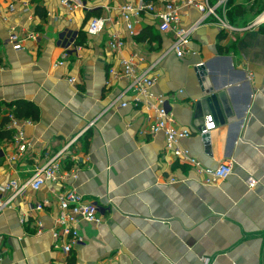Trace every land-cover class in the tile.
I'll return each instance as SVG.
<instances>
[{"label": "crops", "instance_id": "obj_1", "mask_svg": "<svg viewBox=\"0 0 264 264\" xmlns=\"http://www.w3.org/2000/svg\"><path fill=\"white\" fill-rule=\"evenodd\" d=\"M83 2L84 8L67 13L60 0H0V133L9 132V138L0 137V186L27 179L46 153L77 136L71 149L87 161L74 184L97 203L103 222L79 227L82 241L73 246L70 264H264V24L233 34L212 24L199 26L188 52L178 57L171 34L160 32L150 14L142 13L129 35L120 19L123 0ZM9 4L14 12L7 13ZM235 4L245 7L239 0ZM99 15L113 23L89 35L88 22ZM254 16L233 19L243 26ZM198 17L196 9L181 8L182 26ZM23 29L40 39L13 51L4 41L10 30ZM113 31L124 41L116 53L107 47ZM71 39L81 49L57 65ZM130 56L139 70L151 67L152 91L166 98L176 125L191 130L181 146L200 166L213 169L219 161H232L226 179L205 183L203 173L164 152L162 133L150 135L151 113L129 103L131 93L123 92L127 81L108 70ZM198 63L207 71L204 81ZM206 87L227 91L237 120L219 122L216 113L215 118L204 113L203 124L207 116L214 123L210 153L194 117ZM122 101L128 104L118 105ZM18 102L37 109L36 119L20 118L30 121L22 129L34 146L10 162L15 148L5 114L14 113ZM248 177L257 180L253 188L246 185ZM62 188L46 183L38 192L26 189L0 215L3 264H51V236L33 234L32 222L40 219L46 229L53 227ZM43 200L51 206L19 221L28 203Z\"/></svg>", "mask_w": 264, "mask_h": 264}, {"label": "built area", "instance_id": "obj_2", "mask_svg": "<svg viewBox=\"0 0 264 264\" xmlns=\"http://www.w3.org/2000/svg\"><path fill=\"white\" fill-rule=\"evenodd\" d=\"M230 0H123L120 6V19L125 25L129 35L134 34L133 23L137 21L142 13L150 14L158 20V30L162 33H168L172 36L171 50L178 57L184 56L188 50L187 45L191 40V35L196 28L205 24H212L220 31L227 34L240 33L242 31L252 30L264 24V8L245 25L236 26L230 23L227 17ZM25 3V2H24ZM61 5L67 13L74 12L77 9L84 8L83 0H60ZM194 8L199 12L198 19L192 25L184 27L180 23L181 8ZM15 11L14 4H9L7 13ZM109 23H113L111 18L106 16H94L87 25L89 35H98L106 29ZM40 36L31 30H10L5 44H8L13 51L22 50L24 43L38 42ZM72 39L66 43L60 60L57 65L67 60L73 52L81 49L78 44L71 43ZM124 46L123 38L120 34L113 31L108 35L107 47L113 52H119ZM202 63L196 64V67ZM109 73L114 78H124L127 81L125 92H130L132 98L129 103L139 107H145L152 115V122L149 128L150 135L154 136L162 133L164 136V152L173 158L185 162L195 170L205 175V183H214L226 179L233 171V163L230 159L219 161L215 168H203L200 163L190 154L188 149L181 146V141L191 135V130L179 128L176 125L173 113L166 107V98L161 94L152 91L155 84V78L150 76L151 67L139 70L136 64L135 56L120 58L117 65L109 69ZM68 82L75 83L74 78H68ZM121 94V96L124 95ZM128 104L126 101L118 105L124 107ZM7 118L6 128L12 132L10 141L13 143L15 152L9 156L10 162L16 161L31 151L34 142L29 140L22 129L23 125L30 124L29 120L18 118L15 113L8 111L5 114ZM204 130H198L201 135L214 128V123L210 116H207ZM76 137L65 142L62 147L53 154L46 153L44 162L36 164L32 174L25 180L13 178L0 186V215L5 209L11 208L14 199L22 195L29 189L38 192L46 183H61L62 191L57 198L56 213L53 217V227L49 230L45 228L40 219H33V234L42 235L45 233L51 236V252L53 257L51 264H70L69 255L74 245L82 241L79 227L82 225L95 224L103 222L97 203L89 200L80 194L74 182L79 176L81 165L87 161V157H80L72 151V145ZM71 149V150H70ZM257 180L252 177L246 179L248 188H253ZM27 203V202H26ZM48 200L42 202L28 203V212L18 216L21 223H25L27 217L33 212H43L45 208L50 207ZM55 253V255H54ZM57 254V255H56ZM4 250L0 240V264H3Z\"/></svg>", "mask_w": 264, "mask_h": 264}, {"label": "water", "instance_id": "obj_3", "mask_svg": "<svg viewBox=\"0 0 264 264\" xmlns=\"http://www.w3.org/2000/svg\"><path fill=\"white\" fill-rule=\"evenodd\" d=\"M197 75L201 81L205 80L207 71L205 70L204 64L197 67ZM207 112L212 113L214 118L217 115L219 122L227 121L228 123H236L237 121L227 97V91L223 88L214 90L211 87H206L203 89L201 98L195 102L194 117L201 122L200 130L205 129L203 115ZM201 139L205 150L210 153L211 140L209 132L201 134Z\"/></svg>", "mask_w": 264, "mask_h": 264}, {"label": "trees", "instance_id": "obj_4", "mask_svg": "<svg viewBox=\"0 0 264 264\" xmlns=\"http://www.w3.org/2000/svg\"><path fill=\"white\" fill-rule=\"evenodd\" d=\"M228 6H229V10L227 12L228 20L230 21V23L237 26L238 24L235 23V20L233 18H238L242 16L244 13H246V8L243 7L241 4L232 5L231 3H228ZM262 8H264V6ZM261 9H259L257 12H259ZM141 37L143 38L144 35H142ZM14 113L18 118H25V117H30L32 119L37 118V109L34 107V105L27 102H18L14 110ZM0 137L9 138V132L7 131L4 133H0Z\"/></svg>", "mask_w": 264, "mask_h": 264}, {"label": "rangeland", "instance_id": "obj_5", "mask_svg": "<svg viewBox=\"0 0 264 264\" xmlns=\"http://www.w3.org/2000/svg\"><path fill=\"white\" fill-rule=\"evenodd\" d=\"M238 0H231L230 3L232 5H236L235 3ZM245 4L246 8V14H248V17L254 15L255 13H258L257 11L261 9L264 6V0H239Z\"/></svg>", "mask_w": 264, "mask_h": 264}]
</instances>
